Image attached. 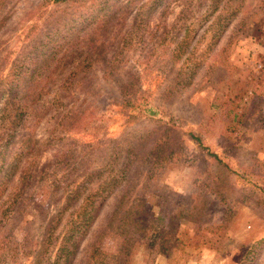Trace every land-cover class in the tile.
<instances>
[{
  "label": "rangeland",
  "instance_id": "obj_1",
  "mask_svg": "<svg viewBox=\"0 0 264 264\" xmlns=\"http://www.w3.org/2000/svg\"><path fill=\"white\" fill-rule=\"evenodd\" d=\"M58 1L0 0V81L37 30L47 24L61 28V18L97 4ZM183 7L179 25L197 31L196 57L202 65L191 85L179 84L186 72L177 67L158 59L144 69L130 52L117 76L89 77L91 88L77 95L87 108L78 127L61 135L62 142L53 139L57 133L45 123L48 116L31 125L37 140H52L37 144L35 182L17 211L0 214L5 222L0 264H65L60 241L65 233L47 232L63 204L61 192L54 190L62 168L50 167L58 149L72 152L77 167L65 182H79L83 171L102 175L136 165L151 170L148 188L145 176L137 175L126 194L144 200L150 229L135 226L124 235L106 231L99 237L104 230L99 222L71 264H114L108 256L116 257L125 235L131 245L116 257L120 264H241L244 250L264 239V0H177L174 15ZM214 20H224L226 27L209 53L217 33ZM130 71L140 73V80L123 98L121 86ZM256 254L253 264H264V244Z\"/></svg>",
  "mask_w": 264,
  "mask_h": 264
},
{
  "label": "trees",
  "instance_id": "obj_2",
  "mask_svg": "<svg viewBox=\"0 0 264 264\" xmlns=\"http://www.w3.org/2000/svg\"><path fill=\"white\" fill-rule=\"evenodd\" d=\"M83 1L58 2L73 6ZM93 1L97 4L86 6L88 9L83 14L71 15L68 20L61 18V28H50L51 24H47L37 30V35L19 52L15 67L0 81V214L17 211L14 207L35 182L39 165L37 144L52 140L50 136L37 140L34 131H30L31 125L48 116L45 123L51 128V134L57 133L53 139L60 138L62 142L61 135L78 127L87 108L86 100L79 98L85 95L86 88H91L90 76L97 72L105 79L117 76L130 52L138 64L145 63L144 69H148L151 61L160 59L170 69L177 67L180 72H186L179 78L183 87L191 85L201 70V62L196 57L198 33L179 25L185 8L175 16L177 0ZM224 22H211L217 33L212 36L213 46L209 53L214 51L225 31ZM139 80L140 73L128 72L126 82L121 86L123 98ZM229 89L222 88L223 91ZM30 120L31 124L27 125ZM3 121H7L8 126H4ZM155 142L151 146H155ZM56 153V163L50 167L53 171L62 168L63 176L55 180L54 190L61 192L63 204L49 221L47 232L56 229L60 235L65 233L60 238L65 246V264L72 263L78 254V246L89 239L90 231L99 222L104 225L99 237L106 231L124 235L130 227L147 229L152 226L147 221L144 200L126 198L130 187L135 186L132 181L137 175L145 176L144 185L148 188L151 170L144 171L136 165L132 170L125 168L115 172L113 168L102 175L83 171L79 182H65L77 167L74 169L72 164V152L61 154L58 149ZM154 155L157 161L159 156ZM212 156L227 168L221 159ZM261 189L264 190L263 185ZM256 203L262 204L261 201ZM35 209L41 210L39 206ZM4 223L0 218V225ZM263 244L264 239L249 251L245 249L241 264H253L257 246ZM130 245V239L125 235L116 257L124 255ZM85 256L87 259L92 257L88 252ZM108 257H111L110 262L120 264L116 257Z\"/></svg>",
  "mask_w": 264,
  "mask_h": 264
}]
</instances>
